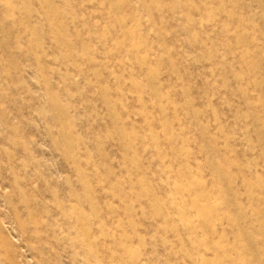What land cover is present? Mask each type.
Returning a JSON list of instances; mask_svg holds the SVG:
<instances>
[{
	"label": "rangeland",
	"instance_id": "374dc122",
	"mask_svg": "<svg viewBox=\"0 0 264 264\" xmlns=\"http://www.w3.org/2000/svg\"><path fill=\"white\" fill-rule=\"evenodd\" d=\"M0 264H264V0H0Z\"/></svg>",
	"mask_w": 264,
	"mask_h": 264
}]
</instances>
